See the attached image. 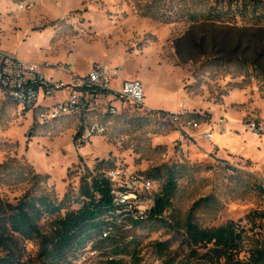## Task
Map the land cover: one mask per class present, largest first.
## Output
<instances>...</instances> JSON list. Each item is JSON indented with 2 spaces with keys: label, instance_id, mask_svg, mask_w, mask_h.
Instances as JSON below:
<instances>
[{
  "label": "rangeland",
  "instance_id": "rangeland-1",
  "mask_svg": "<svg viewBox=\"0 0 264 264\" xmlns=\"http://www.w3.org/2000/svg\"><path fill=\"white\" fill-rule=\"evenodd\" d=\"M154 1L0 0L4 51L81 74L94 62L119 67L117 90L123 76L140 80L146 106L156 107L126 105L121 115L106 118L107 133L85 143L76 136L79 119L42 124L0 89V197L16 202L46 194L77 209L83 178L101 171L117 186L137 175L150 180L151 193L135 201L148 209L166 170L174 167L179 188L166 216L184 217L209 197L215 205L197 212L199 224L237 223L246 231L240 256L246 259L264 245V193L254 188L264 187V26L164 23L143 15ZM161 2L179 9L176 0ZM177 102L186 109L171 112ZM127 230L140 240L139 264H162L154 246L166 240L178 262L208 264L190 257L165 225L148 222ZM21 245L28 256L37 255L35 241ZM102 260L88 246L73 264Z\"/></svg>",
  "mask_w": 264,
  "mask_h": 264
},
{
  "label": "trees",
  "instance_id": "trees-1",
  "mask_svg": "<svg viewBox=\"0 0 264 264\" xmlns=\"http://www.w3.org/2000/svg\"><path fill=\"white\" fill-rule=\"evenodd\" d=\"M176 4L178 10L157 0L142 10L143 15L164 23L231 25L243 21L264 26V0H176ZM178 178L176 168L166 170L160 194L150 211L142 215L135 207L114 202L115 187L101 171L83 178V201L77 209L46 194H27L16 202L0 197V264H73L79 251L88 246L104 257L100 264H139L140 240L128 235L127 228L148 222L167 226L186 245L189 256H201L204 263L264 264V245L252 248L249 257L241 259L246 231L237 223L229 221L218 227L199 224L197 212L215 205L209 197L195 202L184 217L168 218L165 212L178 191ZM254 188L264 193L262 185ZM30 240L38 245L35 257L28 256L21 245ZM171 244V240L155 243L162 264H186L177 261L179 256Z\"/></svg>",
  "mask_w": 264,
  "mask_h": 264
},
{
  "label": "built area",
  "instance_id": "built-area-1",
  "mask_svg": "<svg viewBox=\"0 0 264 264\" xmlns=\"http://www.w3.org/2000/svg\"><path fill=\"white\" fill-rule=\"evenodd\" d=\"M120 76L119 67H109L102 62H94L84 74L63 65L28 62L4 51L0 43V89L22 111L34 112L42 124L79 119L80 141L85 143L95 135L107 133L106 118L121 115L126 105L134 110L149 109L145 104L143 83L137 79H122L117 90ZM41 99L52 104L40 103ZM112 183L116 204L135 207L140 215L150 211L152 207L147 209L135 202L143 194L151 193L150 180L137 175L119 186Z\"/></svg>",
  "mask_w": 264,
  "mask_h": 264
},
{
  "label": "crops",
  "instance_id": "crops-1",
  "mask_svg": "<svg viewBox=\"0 0 264 264\" xmlns=\"http://www.w3.org/2000/svg\"><path fill=\"white\" fill-rule=\"evenodd\" d=\"M129 77H125V76H123L122 77V79H128ZM146 83V82H145ZM119 84V81H117V83H116V85H118ZM147 84V83H146ZM148 85V84H147ZM147 88H149V92L148 93H150V91H151V88H150V85H148L147 86ZM147 99H149V100H151V97H150V95H148V98ZM186 103L185 102H177L176 103V106H175V108L174 109H172V110H170L171 112H180V111H184L185 109H186ZM149 109H153V110H156V107H154V106H150V105H148L147 106Z\"/></svg>",
  "mask_w": 264,
  "mask_h": 264
}]
</instances>
